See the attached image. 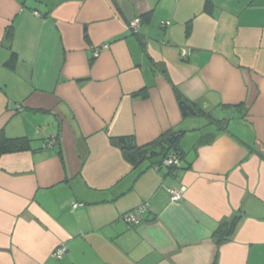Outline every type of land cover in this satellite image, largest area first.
<instances>
[{"label": "crops", "instance_id": "1", "mask_svg": "<svg viewBox=\"0 0 264 264\" xmlns=\"http://www.w3.org/2000/svg\"><path fill=\"white\" fill-rule=\"evenodd\" d=\"M0 131V264H264V0H0ZM165 133L179 168L110 142Z\"/></svg>", "mask_w": 264, "mask_h": 264}, {"label": "trees", "instance_id": "2", "mask_svg": "<svg viewBox=\"0 0 264 264\" xmlns=\"http://www.w3.org/2000/svg\"><path fill=\"white\" fill-rule=\"evenodd\" d=\"M208 3V0H207ZM191 24L187 23L186 27V34L190 33ZM12 26L9 27L7 30V38L10 39L11 37ZM178 100L186 101L183 96L177 92ZM198 113L201 115H207L206 112L197 109ZM171 134L165 133L163 136L154 139L153 141L144 144V145H137L134 141L132 136H115L110 137V142L114 146L120 149L124 158L132 165L136 166L140 164L144 159L151 158L152 156H157L162 154V159L170 154H177L181 160L183 152L178 149L177 142L173 144L170 143L169 137ZM161 146V150L156 151L155 147ZM31 148L30 139L26 136H19V137H8L5 135L3 131H0V156L5 153H12L18 151H24ZM59 154L61 155L60 151ZM62 159V156H61ZM161 159V161H162ZM181 166V164H180ZM179 166V167H180ZM177 167V168H179ZM171 168V167H170ZM172 169V168H171ZM236 217L229 220L225 224L219 226L214 232L213 236L216 240L217 245H221L231 239V235L236 228Z\"/></svg>", "mask_w": 264, "mask_h": 264}, {"label": "built area", "instance_id": "3", "mask_svg": "<svg viewBox=\"0 0 264 264\" xmlns=\"http://www.w3.org/2000/svg\"><path fill=\"white\" fill-rule=\"evenodd\" d=\"M165 24H167V21L164 22ZM140 25V19L139 18H133L130 22H129V27L133 30V31H137ZM98 51L95 50L93 52L94 56H97ZM180 56L182 58H186L187 56V52L183 49L180 52ZM51 143V142H50ZM162 164L166 165L168 167L171 168H177L180 166L181 164V160L179 158V156L175 153L167 155L166 157H164L162 159ZM185 191V187L184 186H179V187H170L168 189L169 195H170V199L172 201H177L179 199H181L183 193ZM78 204L75 203L73 206H77ZM147 204H142L134 209L128 210L126 212H124L122 214V218L125 220V222L131 224V223H137L140 219V214L146 209ZM67 251V248L65 245L61 244L59 246H57L52 252H51V256L55 259H60L63 257V255L65 254V252Z\"/></svg>", "mask_w": 264, "mask_h": 264}, {"label": "water", "instance_id": "4", "mask_svg": "<svg viewBox=\"0 0 264 264\" xmlns=\"http://www.w3.org/2000/svg\"><path fill=\"white\" fill-rule=\"evenodd\" d=\"M179 108L183 116L198 115V111L189 103L184 100L179 101ZM177 135H172L169 137L170 143H174Z\"/></svg>", "mask_w": 264, "mask_h": 264}, {"label": "rangeland", "instance_id": "5", "mask_svg": "<svg viewBox=\"0 0 264 264\" xmlns=\"http://www.w3.org/2000/svg\"><path fill=\"white\" fill-rule=\"evenodd\" d=\"M191 116H195V115H191ZM213 116H214V115L212 114L211 117H213ZM215 116H216V115H215ZM192 118H200V119H199L200 122L195 123L194 126H196V125H201V124H203V123H205V122L207 121V118H204V117H202V116H199V117H192ZM184 141H185L184 139L181 140V143H180L181 146L184 145Z\"/></svg>", "mask_w": 264, "mask_h": 264}]
</instances>
